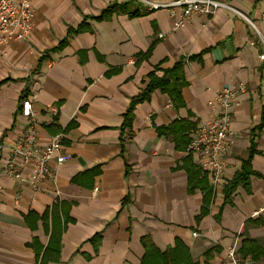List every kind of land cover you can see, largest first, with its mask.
I'll use <instances>...</instances> for the list:
<instances>
[{
  "label": "crops",
  "instance_id": "crops-1",
  "mask_svg": "<svg viewBox=\"0 0 264 264\" xmlns=\"http://www.w3.org/2000/svg\"><path fill=\"white\" fill-rule=\"evenodd\" d=\"M126 1L142 14L87 20L88 31L70 36L61 50L52 52L69 27ZM230 4L264 35V0ZM32 6L30 36L0 47V264L35 263L29 245L37 238L44 249L49 236L29 214L41 216L57 201L69 207L73 222L61 234L58 262L48 264H140L144 253L140 238L148 235L161 252L179 239L199 264L207 249L219 248L208 264H234L226 257L235 240L238 248L244 239L262 243L264 126L254 129L264 115V61L258 59L260 46L245 22L219 10L212 17L193 16L182 28L171 30L165 10L150 11L137 0H33ZM151 46L150 56L135 65L134 56ZM196 56L199 59H186ZM181 59L184 107L175 109L157 89L134 107L130 133L121 131L122 114L143 89L147 73L159 65L156 74L161 76ZM110 71L114 73L106 77ZM229 82L246 85L247 90L232 112L231 143L222 155L225 176L214 188L197 159L176 150L172 140L158 136L155 128L187 118L198 128L216 112L210 102ZM22 95L31 101L39 146L54 137L45 129L54 125L60 129L59 154L70 156L62 164L51 159L53 179L36 188L1 172L28 123L20 114ZM51 107L57 109L54 117L48 113ZM72 122L75 125L63 132ZM252 138L251 168L259 176H250L249 190L238 186L231 203L224 204L223 186L240 169ZM187 155L207 175L211 188L208 213L200 220L196 217L203 194L199 189L189 192L187 174L179 167ZM14 165L20 177L31 172V166L17 161ZM96 166L100 172L92 187L91 182L86 184L89 188L72 183L75 175ZM80 180L85 184L90 177ZM95 235L101 238L97 253L89 242ZM240 264H264V257Z\"/></svg>",
  "mask_w": 264,
  "mask_h": 264
},
{
  "label": "trees",
  "instance_id": "trees-1",
  "mask_svg": "<svg viewBox=\"0 0 264 264\" xmlns=\"http://www.w3.org/2000/svg\"><path fill=\"white\" fill-rule=\"evenodd\" d=\"M127 15L130 18L138 17L142 12L138 9L132 7V3L126 1L124 3H112L110 6L102 9L96 16H90L83 18V21L77 27H69L66 30V36L62 39L59 44L52 50L55 52L61 50L64 47L70 36L83 33L89 30V25L87 20L94 21H107L110 20L112 15ZM153 46L147 49L145 52L138 53L134 56V64H138L142 60L147 59L151 52ZM47 53H45L46 55ZM44 58L41 56L40 61ZM187 61L191 59H199L196 57H187ZM185 63L184 59L175 62L170 69L163 70L162 75L158 76L156 72L160 70L159 65L155 66L152 71L147 73L146 82L142 90L132 97L129 101V106L126 111L122 114L123 122L120 126V130L127 129L130 133L131 124L133 121V110L137 104L143 103V101H148L150 95L157 89L165 94L168 98L170 104L175 108L179 109L184 107V102L182 101L181 92L183 87L186 86V81L183 73V65ZM115 71V70H114ZM114 71L106 72L105 76L109 77ZM3 81L0 82L2 84ZM28 95V94H27ZM27 95H22L20 97V102L24 100ZM55 120V118H54ZM74 122L68 124V126L63 130V132L70 129ZM264 126V115L262 116L259 126L254 129L259 131L261 127ZM45 129L51 133V135L56 136L60 133V129H56L54 125L45 126ZM195 129V123L189 121V119H175L167 126L155 128V132L158 136H163L165 138H170L173 142V146L176 150L187 152L189 144V133ZM254 139H250V147L246 154V159L241 161L240 169L233 175L232 179L223 186V201L224 204L231 203V196L238 186H242L246 191L249 190L248 181L250 176H259L258 173L254 172L251 168L252 155L255 153V143ZM187 174V188L189 192L199 189L203 196L199 215L196 220H200L203 216L208 213V207L212 198L211 188L209 187V179L205 173L201 171L192 164L191 159L187 155L182 159V164L179 166ZM100 172V166H96L88 169L78 175H75L72 179V183H77L81 186H86L87 188L93 186L94 176L98 175ZM90 177V181L85 182V184L80 180L82 178ZM91 184L89 187L86 185ZM69 207L63 201H57L51 204L41 216L30 213L29 216L33 217L35 220L41 222L44 233L48 236V242L46 247L43 249L38 242L37 238H33L29 247L35 252V263L34 264H48V262H58L60 255V241L61 234L65 230L68 223H72V219L68 216ZM100 236L95 235L90 239L94 252L97 253L100 244ZM141 247L144 249L143 256L140 259V264H199L191 259L189 250L184 244L179 240H174L171 247H167L166 250L161 252L153 243L151 237L143 236L140 238ZM240 247L237 248V254L240 261L251 260L259 261L264 257V241L259 243L252 239H244L240 242ZM219 252L218 247H213L207 249L203 254V264H208L212 255Z\"/></svg>",
  "mask_w": 264,
  "mask_h": 264
},
{
  "label": "built area",
  "instance_id": "built-area-1",
  "mask_svg": "<svg viewBox=\"0 0 264 264\" xmlns=\"http://www.w3.org/2000/svg\"><path fill=\"white\" fill-rule=\"evenodd\" d=\"M32 1L0 0V47H4L12 41L26 40L30 36L33 28ZM137 2L144 4L150 11L165 10L170 18L171 30L182 28L193 16L212 17L219 10L235 14L253 32L256 43L260 46L258 59L264 61V35L245 14L238 12L230 4V0H166L164 2L137 0ZM158 37L163 38V35L159 34ZM246 90V85L229 82L217 91L210 102L216 112L195 129L196 131L188 144L187 153L197 159L201 171L209 173L214 188H217L225 176L226 164L222 155L231 143L232 131L229 127L233 116L232 112L239 106L238 99ZM19 107L21 116L28 123L23 127L19 139L12 146L10 160L2 167L1 172L9 177H19L25 184L36 188L46 179H53L54 172L48 164L51 159L55 158L57 164H62L68 161L70 156L59 154L62 150L60 135L52 137L44 146H39L30 99L22 100ZM48 113L54 117L57 109L51 107ZM15 161L21 166H31V172L27 177L19 176L15 170ZM196 235V233L192 234L193 237ZM237 248L238 244L235 240L227 251L226 258L234 264L241 263Z\"/></svg>",
  "mask_w": 264,
  "mask_h": 264
}]
</instances>
